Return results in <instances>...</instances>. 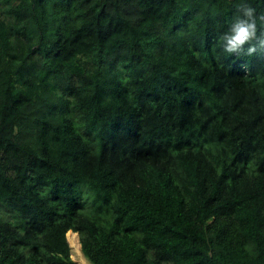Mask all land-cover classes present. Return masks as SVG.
<instances>
[{"label":"trees","instance_id":"16d2710c","mask_svg":"<svg viewBox=\"0 0 264 264\" xmlns=\"http://www.w3.org/2000/svg\"><path fill=\"white\" fill-rule=\"evenodd\" d=\"M242 0H0V264H264V56ZM264 14V0H247Z\"/></svg>","mask_w":264,"mask_h":264},{"label":"clouds","instance_id":"9594fccd","mask_svg":"<svg viewBox=\"0 0 264 264\" xmlns=\"http://www.w3.org/2000/svg\"><path fill=\"white\" fill-rule=\"evenodd\" d=\"M219 41L222 52L228 56H264V14H257L255 7L242 0L237 15Z\"/></svg>","mask_w":264,"mask_h":264},{"label":"bare ground","instance_id":"6f19581e","mask_svg":"<svg viewBox=\"0 0 264 264\" xmlns=\"http://www.w3.org/2000/svg\"><path fill=\"white\" fill-rule=\"evenodd\" d=\"M67 234H68L67 235L68 238L71 239V242L70 243H71L72 247L74 248V250H76L77 252H79V254L81 255L82 254V251H81V244H80V241H79L78 233L70 230ZM73 236H74V238H73Z\"/></svg>","mask_w":264,"mask_h":264},{"label":"rangeland","instance_id":"374dc122","mask_svg":"<svg viewBox=\"0 0 264 264\" xmlns=\"http://www.w3.org/2000/svg\"><path fill=\"white\" fill-rule=\"evenodd\" d=\"M70 231V230H69ZM68 231V232H69ZM67 232V233H68ZM68 235V234H67ZM67 238H68V236H67ZM73 238H74V236H73ZM68 240H69V242H71V239L70 238H68ZM70 245H71V243H70ZM71 251H72V257L75 259V260H77L78 262H80V263H82V264H90L89 263V261H88V259L85 257V256H82L83 255V253L80 255L79 254V252H77L76 250H74V248L72 247V245H71ZM82 251V250H81ZM87 262V263H86Z\"/></svg>","mask_w":264,"mask_h":264}]
</instances>
